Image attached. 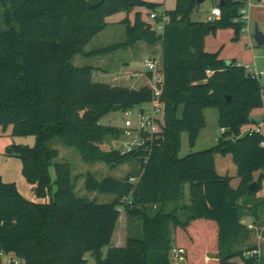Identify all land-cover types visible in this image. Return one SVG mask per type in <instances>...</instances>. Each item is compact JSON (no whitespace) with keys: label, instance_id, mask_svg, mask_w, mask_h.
Segmentation results:
<instances>
[{"label":"trees","instance_id":"1","mask_svg":"<svg viewBox=\"0 0 264 264\" xmlns=\"http://www.w3.org/2000/svg\"><path fill=\"white\" fill-rule=\"evenodd\" d=\"M10 2L6 22L15 21L18 28L0 33V133L12 127L13 136L36 137L33 147L12 145L7 154L22 160L23 174L36 194L51 198L30 202L0 176V264L6 256L19 264H88V254L95 264H172L174 245L186 251V264H262L256 256H246L256 247L241 248L249 233L242 223L241 204H251L250 209L264 204L255 203L257 193L250 189L256 172L260 190L264 181V135L242 134V128L252 123L251 112L264 107L262 79L252 77L236 60L225 61L220 52L205 50L206 37L218 29H233V42L240 40L246 23L234 20L244 2L225 0L222 17L204 23L193 21L192 15L205 0H178L176 10L166 12L170 22L163 34L138 13L134 23L122 22L125 42L92 53L85 49L109 26L108 17L140 6L156 12L159 5L143 0ZM138 42L152 46L161 42L163 127L156 126L153 134L141 133L142 144L131 153L104 151L105 140L118 139L122 131L100 124L101 119L115 106L128 111L150 103L151 74L124 75L127 86L96 82L95 72L105 71L73 66L72 59L77 54L114 53ZM140 79L146 81L142 86L130 84ZM211 108L218 110L222 136L212 148L180 158L182 134H188L194 148L207 126L205 110ZM54 139L75 147L84 162H104L111 170L136 161L124 179L98 180L86 174L84 188L113 195L114 202L101 204L77 195L71 165L55 162L60 153L50 147ZM228 155L237 166V188L231 186V176L216 170V157ZM187 185L190 206L155 216L145 213L149 206L182 203ZM127 200L132 205L124 204ZM121 207L128 217L142 219L143 234L116 247L112 240Z\"/></svg>","mask_w":264,"mask_h":264},{"label":"rangeland","instance_id":"2","mask_svg":"<svg viewBox=\"0 0 264 264\" xmlns=\"http://www.w3.org/2000/svg\"><path fill=\"white\" fill-rule=\"evenodd\" d=\"M149 4H157L159 8L156 10L158 13L171 12L175 11L177 8L178 0H143ZM220 0H205L204 3L200 4L199 8L193 13L192 20L195 22H204L208 23V17L211 14L213 8L219 5ZM10 0H0V33L10 28H18L17 23L12 21L10 24H7L6 18L11 17ZM249 8L247 7V11ZM153 11L148 9L146 6H140L134 10L127 12L121 11L107 18L109 26L107 29L101 33L94 41L89 44L85 52L92 53L96 50L109 48L115 46L123 41H126V25L122 24L124 20H129L131 23H134L136 15L141 14L142 20L145 23L156 24L155 21L151 20L150 15ZM244 29L246 31L242 32L240 40L233 42L234 30L233 29H218L216 33L210 34L206 39V52L208 53H218L220 52V58L222 60H236L237 63L242 64L253 63L256 61V66L259 69L264 70V47H258L254 39V33L256 25L259 26L260 30L264 33L261 25L256 21H247ZM140 43V42H138ZM137 43V44H138ZM143 43V42H142ZM148 45L147 43H145ZM224 46V49H222ZM147 53L151 56H157L160 54L161 42H158L156 45H148ZM222 49V50H221ZM131 53L129 48H122L114 53L100 55L97 57H87L85 54H77L72 59V65L76 67H81L85 65L94 66L99 71L94 74V81L108 83L112 85H122L127 86L129 82L123 77L124 75H132L136 72L146 73L147 67L145 63L151 58L146 54H137L135 58L131 60ZM256 59V60H255ZM130 61V67L128 68L125 65L126 61ZM253 66V65H252ZM146 81L140 79L137 83L130 81L133 87L138 88L142 86ZM261 85L263 87L262 94L264 96V78L261 80ZM142 108H148L149 106H138L129 109L132 111V114H129L128 111L120 112H110L100 121V124L108 127L119 128L122 131V135L118 139L107 138L102 146L104 151H111L113 149L120 151L121 153H131L133 150L139 147V144H135V140H139L137 134H134L132 137H127L124 134L123 128L125 126V121L130 119L134 126L137 127L139 123V113ZM207 127L202 131L200 138L198 139L194 148L189 146V138L187 133H183L181 136V150L179 153L180 158H184L192 153L202 152L206 149L212 148L217 144V138L222 136L221 128L218 123L219 113L217 109L211 108L205 111ZM163 115L159 118L157 123V129L160 130L163 127ZM12 127H9L6 132L0 133V176L2 180L6 183H13L16 185L20 195L26 200L34 203H44L49 202L51 196L38 195L34 191V187L28 182L23 174V163L22 160L16 156L8 155L7 149L12 145L17 146H30L33 147L36 143V137L33 135H22V136H13ZM50 147L57 149L60 153L58 159L55 162H67L72 167V175L75 183L76 193L81 198H86L91 201H96L101 204L110 203L114 200V196L103 195L99 193L89 192L84 188L86 172L89 171L95 177L100 176H119L120 178H126L136 167V161L127 162L125 164L117 166L115 170H111L110 166L104 162H93L87 163L82 160L80 152L73 146H66L64 143L58 139H54L50 143ZM223 158V157H218ZM228 159H231L230 157ZM229 175L233 178L236 175L237 177V167L233 160L229 161ZM50 177L53 183L52 194L56 190V173L54 167L49 169ZM225 175V176H226ZM238 187V186H237ZM236 187V188H237ZM264 195V187H263ZM190 189L189 185L185 187V197L182 203L180 204H160L153 205L146 208L145 213H148L150 216H155L158 212H168L178 206L185 207L190 206ZM124 204L132 205L130 200L125 201ZM243 211V218L247 216L252 210L249 206L241 204ZM246 206V207H245ZM121 216L119 219V226L116 232V242L121 236L125 237V233L128 232L130 238L139 239L142 237V219L141 218H130L127 215V211L124 207L120 208ZM125 228L127 230H125ZM200 245V244H199ZM174 247H176L174 245ZM173 247V248H174ZM201 247V245H200ZM200 248L197 249L199 251ZM193 255L196 254V251H192ZM200 252V251H199ZM210 256H216L215 254H209ZM88 264H95L94 258L91 254L87 256ZM261 257V256H260ZM8 257L3 258L4 264H7ZM170 260L172 264H178L170 255ZM262 260V257H261ZM240 261V260H238ZM264 264V263H263Z\"/></svg>","mask_w":264,"mask_h":264},{"label":"crops","instance_id":"3","mask_svg":"<svg viewBox=\"0 0 264 264\" xmlns=\"http://www.w3.org/2000/svg\"><path fill=\"white\" fill-rule=\"evenodd\" d=\"M220 2H221V0H220ZM220 2H219V5H220ZM224 2H225V0H224ZM249 21L258 22L261 25L262 29H264V3L256 2L250 8V10L248 11V22ZM99 35H97L94 39H96ZM207 37H206V39H207ZM94 39L92 40V42L94 41ZM206 39H205V50H206ZM123 42H125V41H123ZM123 42H121V43H123ZM147 46L148 45H146L145 43L140 42V43H138V44H136L134 46L129 47V50H130V53H131V56H130L131 60L130 61H132L137 54H143V55L146 54L150 58L159 57L160 54L157 55V56H154V57L149 55L147 53V48H148ZM222 49H224V46H223ZM160 50H161V47H160ZM263 58H264V56H263ZM130 61L128 60V61L125 62V65H127L128 68L130 67V64H129ZM226 61H231V60H226ZM238 64L243 65V66H247V65L256 66V61H254L253 63H246V64H242V63L238 62ZM137 74H140V73L135 71V73L132 74V75H137ZM263 98H264V96H263ZM250 116H251V119H252V123L249 124V125H246V126H244L242 128V134H247V133H249L251 131L259 130L260 134L264 135V107L260 108V109L253 110L251 112ZM202 131H201V133H202ZM221 132L223 133L224 130L221 129ZM201 133H200V135H201ZM199 138H200V136H199ZM219 138H220V136L217 138V141H218ZM218 157H221V156H217L216 157V170H217L218 174L221 175V176H225L226 174H230V172L228 170L229 161L233 160V157L231 155H228V156L223 157V158H218ZM229 157L231 159H228ZM88 172L89 171H87L86 174ZM105 177H108V176H100V177H96V178L98 180H101V179H103ZM111 177L122 179L119 176H111ZM259 177H260V172H256L254 174V179L257 181V179ZM85 179H86V176H85ZM239 183H240L239 178H236V175L233 176V180L231 182V186L233 188H236L237 186H239ZM84 185H85V183H84ZM263 187H264V181H263L261 190L256 194V197L253 199L255 201V203L257 201L264 200ZM93 193H99V192H93ZM99 194H102V193H99ZM103 195H109V194H103ZM111 196H113V195H111ZM84 199H86V198H84ZM86 200H88V199H86ZM115 200H116V197L114 196V200L112 202H114ZM89 201H91V200H89ZM93 202H96V201H93ZM189 202H191V200ZM189 205H191V203ZM249 207H251V204L249 205ZM250 211L251 212L247 216L244 217L242 223L245 224L247 227L252 225L254 228L250 229L248 227L249 233H248V236L246 237V239L244 240V243L241 245V248L243 250H246V249H249L251 247H256L257 250L260 253V256L262 257V264H263L264 263V204L258 206L257 208H254V209H252ZM118 226H119V222H118V225H117V228H116V232H117ZM125 230H127V229L125 228ZM116 232H115L113 240H112V245L116 246V247H125L126 244H127L128 239H129L128 232L125 233V237H123V235H122L120 239L118 238L117 242H116ZM250 253H247L246 256H249ZM235 261L240 262V261H238V259H236Z\"/></svg>","mask_w":264,"mask_h":264},{"label":"built area","instance_id":"4","mask_svg":"<svg viewBox=\"0 0 264 264\" xmlns=\"http://www.w3.org/2000/svg\"><path fill=\"white\" fill-rule=\"evenodd\" d=\"M236 1H242L244 2L245 6L242 7L239 11L240 17L235 19V22H243L246 23L248 21V11L250 8L256 3H264V0H236ZM247 7L249 10L247 11ZM222 17V9L220 6H217L213 8L211 11L210 16L208 17L207 22H214ZM151 20L155 21V25L153 26L154 30L158 34H163L166 24L170 22V16L166 13H158V12H152L150 15ZM246 31V29H243V32ZM145 66L147 67V72L151 74V87L153 90V99L150 103L142 105L149 106V109L142 108L139 113V123L138 126L135 127L133 122L128 119L125 121V126L123 128L124 134L127 137H132L134 134H137L139 137V140H135V144L141 145V133H147V134H153L155 131V128L157 126V120L162 115V95H163V89L161 87L162 84V74L158 70V57L151 58L150 60H147L145 63ZM248 73L257 79H263L264 78V70L259 69L256 66H245ZM129 114H132V111H128ZM256 132L260 133L259 130H255ZM264 146V143L262 144ZM250 229H253L254 227L252 225L248 226ZM171 255L173 259L178 264H186V251L182 248L174 247L172 249ZM251 256H256L258 260H261L260 253L258 250H255L250 253ZM7 264H19V261L16 258L8 257Z\"/></svg>","mask_w":264,"mask_h":264},{"label":"water","instance_id":"5","mask_svg":"<svg viewBox=\"0 0 264 264\" xmlns=\"http://www.w3.org/2000/svg\"><path fill=\"white\" fill-rule=\"evenodd\" d=\"M225 5L226 4H225L224 0H221L219 6L223 7ZM97 6H99V3L94 4V5H90L89 8H94ZM212 29H214V26H208V30H212ZM254 39H255L258 47H264V33L260 30L258 25H256V29H255V33H254ZM120 111H123L122 106H115L113 108V112H120ZM250 189L253 192L258 193L260 191V184L257 181L252 182L250 185Z\"/></svg>","mask_w":264,"mask_h":264}]
</instances>
